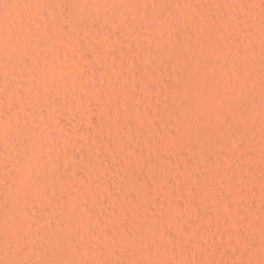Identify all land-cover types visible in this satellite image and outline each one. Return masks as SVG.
Returning a JSON list of instances; mask_svg holds the SVG:
<instances>
[{
  "label": "rangeland",
  "instance_id": "1",
  "mask_svg": "<svg viewBox=\"0 0 264 264\" xmlns=\"http://www.w3.org/2000/svg\"><path fill=\"white\" fill-rule=\"evenodd\" d=\"M9 1L31 61L0 63V264H264V0H111L107 25H49L45 48L53 7ZM9 125L34 136L35 157ZM26 183L35 196L17 207Z\"/></svg>",
  "mask_w": 264,
  "mask_h": 264
},
{
  "label": "bare ground",
  "instance_id": "2",
  "mask_svg": "<svg viewBox=\"0 0 264 264\" xmlns=\"http://www.w3.org/2000/svg\"><path fill=\"white\" fill-rule=\"evenodd\" d=\"M9 1V0H8ZM111 0H32V3H31V5L29 6V8L27 9V10H29V11H26V6L24 7L25 9V11L27 12V14H28V12H35V11H39V9H41L42 7H41V5H50V6H52L53 8H52V12L50 13V11H49V15H47V14H45V18H46V16L48 17L47 18V20H45V22H43L44 24H40L41 26H40V28H41V35H42V38H43V41H42V43L40 44L41 45V47H46V46H48L49 44H52V41H53V39H51V35L50 34H48V30H50V29H48L47 27L49 26V25H52V26H54V28H55V31H57V34H58V32H60L61 30H62V28H63V26H66V25H70L73 29L72 30H74V29H78L79 27H81L82 25H83V27H84V25H86V26H88L89 28L91 27V29H92V26H95V28H96V25L97 24H99V26H97V27H100V24L102 25H104L105 23H107L108 22V19H109V16L110 17H113V16H115V13L117 12V8H115L114 9V7H113V5H112V3L110 2ZM117 1V0H116ZM127 1V0H126ZM129 1V0H128ZM9 2H11V1H9ZM20 2V1H19ZM113 2V1H112ZM130 2V1H129ZM129 2H128V4H129ZM132 2V1H131ZM18 3V2H17ZM114 3V2H113ZM8 4H10V3H7V4H0V23H1V27H2V29H1V27H0V29L2 30V34L0 35V36H2L3 37V41L2 42H0L1 44H0V63H2L3 65H4V67L3 68H5V66L6 67H8V68H10V69H12V70H16L17 71V69L20 71V69H21V66H20V63H21V61H24V63H23V65L25 64V63H27V62H29V61H31V60H29V58H28V56H30V50L31 49H28L27 51L25 50L24 51V49L23 50H21L20 48H18V46H17V40L21 37V38H24V39H28V40H30L31 38H30V33H29V31H28V28L27 29H25V28H23V29H19L18 27L16 28V27H14V25L12 24V19L10 18V14H9V11L11 10L12 11V6H9ZM12 4V3H11ZM21 4V3H20ZM26 4V3H25ZM128 4H127V6H128ZM27 5H29V4H27ZM112 5V6H111ZM118 5V4H117ZM167 5V4H166ZM13 7H15V6H13ZM19 7V6H18ZM41 7V8H40ZM170 7V6H169ZM51 8V7H50ZM163 8V7H162ZM14 10H15V8H13ZM19 9V8H18ZM21 9V8H20ZM120 9V8H119ZM22 10V9H21ZM23 10V11H24ZM163 10V9H162ZM161 10V11H162ZM25 11H24V13H25ZM116 11V12H115ZM122 11V10H121ZM165 11V10H164ZM15 12V11H14ZM20 12V11H19ZM41 12V11H40ZM133 12V11H132ZM151 13V12H150ZM149 13V14H150ZM159 13V12H158ZM165 13V12H164ZM26 14V15H27ZM30 14V13H29ZM36 14V13H35ZM37 14H39V13H37ZM40 15V14H39ZM141 15V14H140ZM12 16V15H11ZM32 16H34L35 17V15H32ZM118 16H119V14H118ZM155 16V15H154ZM28 17H29V15H28ZM142 17H143V15H142ZM148 17V16H147ZM171 17V16H170ZM39 18H40V16H39ZM42 18V17H41ZM40 18V19H41ZM108 18V19H107ZM114 18V17H113ZM112 18V19H113ZM118 18H120V17H118ZM123 18V25L126 23L127 24V26H129L130 24H128L129 23V21L131 22L132 20V18L128 21L127 19L128 18H126V19H124L125 18V15L122 17ZM153 18V17H152ZM151 18V20H153ZM22 19H24V17L22 18ZM26 19V18H25ZM141 19V18H140ZM155 19V18H154ZM28 20V19H27ZM29 20H30V18H29ZM44 20V19H43ZM111 20V19H110ZM114 20V19H113ZM112 20V21H113ZM134 20V19H133ZM136 20V19H135ZM142 20V19H141ZM168 20V19H167ZM36 21V20H35ZM120 21H122V19L120 20ZM148 21V20H147ZM22 22H24V21H22ZM25 22H26V20H25ZM32 22H30V24H31ZM109 23V22H108ZM133 23V22H132ZM131 23V25H133ZM135 23V22H134ZM140 23V22H139ZM151 23H152V21H151ZM155 22H153L152 24H154ZM158 23H159V21H158ZM29 24V23H28ZM33 24V23H32ZM113 24H115V23H113ZM112 24V25H113ZM136 24H137V22H136ZM142 24H143V21H142ZM18 25H19V23H18ZM105 25H107V24H105ZM131 25H130V27H131ZM126 25H124V27H125ZM134 26V25H133ZM150 26V25H149ZM154 26H156L155 24H154ZM138 27V26H137ZM21 28V27H20ZM39 28V29H40ZM95 28H93V29H95ZM102 28H104V26L102 27ZM70 29V28H69ZM83 29V28H82ZM99 29H101V28H99ZM124 29H126V28H124ZM66 30V29H65ZM102 30V29H101ZM138 30V29H137ZM136 31V30H135ZM50 32V31H49ZM74 32H76V30L74 31ZM132 32V31H131ZM137 32V31H136ZM32 33H34L33 31H32ZM62 33V32H61ZM82 33V32H81ZM130 33V32H129ZM38 34V33H37ZM66 34V33H65ZM68 34V33H67ZM66 34V35H67ZM118 34V33H117ZM136 34V33H135ZM41 35H40V37H41ZM54 35V34H53ZM126 35V34H125ZM39 36V35H38ZM56 36V39H58L59 37L57 36V35H55ZM55 36L53 37L54 39H55ZM31 37H32V35H31ZM20 38V39H21ZM76 38V37H75ZM96 38H97V36H96ZM113 38V37H112ZM59 39H61V38H59ZM58 39V40H59ZM76 39H78V38H76ZM93 40V39H92ZM111 40H113V39H111ZM21 41V40H20ZM25 41V40H24ZM31 41V40H30ZM29 41V42H30ZM32 41H33V39H32ZM37 41H38V39H37ZM36 41V42H37ZM55 41V40H54ZM57 41V40H56ZM95 41V40H94ZM36 42H33V43H36ZM41 42V41H40ZM87 42V41H86ZM96 42V41H95ZM113 42V41H112ZM37 43H39V42H37ZM97 43V42H96ZM92 44V43H91ZM122 44V43H121ZM35 45H37V44H35ZM39 45V44H38ZM65 45V44H64ZM70 45V44H69ZM101 45V44H100ZM23 46V45H22ZM21 46V47H22ZM27 46V45H26ZM57 46V45H56ZM92 46H93V44H92ZM91 46V47H92ZM29 47V46H28ZM31 47V46H30ZM37 47V46H36ZM55 47V46H54ZM66 47H68L67 45H66ZM93 47H95V44H94V46ZM48 48V47H47ZM52 48V47H51ZM50 48V49H51ZM20 49V50H19ZM25 49H26V47H25ZM39 49V48H38ZM49 49V48H48ZM169 49V48H168ZM92 50H94V49H92ZM106 50V49H105ZM23 51V52H22ZM33 51V50H32ZM36 51H38V50H35L34 51V54H35V52ZM48 51V50H47ZM57 51V50H56ZM164 51V50H163ZM67 52H69V51H67ZM66 52V53H67ZM95 52V51H94ZM107 52V51H106ZM109 52V51H108ZM33 53V52H32ZM38 53V52H37ZM41 53V52H40ZM45 53H46V51H45ZM48 53V52H47ZM163 53V52H162ZM68 54H70V53H68ZM112 54V53H111ZM27 56V58H25L26 56ZM50 55V54H49ZM93 55V54H92ZM113 55V54H112ZM157 55V54H156ZM34 56V55H33ZM111 56V55H110ZM153 56H155V55H153ZM158 56H160V55H158ZM50 57V56H49ZM115 57V56H114ZM123 57V56H122ZM121 57V58H122ZM31 58V57H30ZM51 58V57H50ZM159 58V57H158ZM162 58V57H161ZM37 59H39V58H37ZM87 59V58H86ZM81 60V59H80ZM121 60V59H120ZM153 60V59H152ZM151 60V61H152ZM158 60V59H157ZM118 61V60H117ZM126 61V60H125ZM132 61H134V59L132 60ZM156 61V60H155ZM163 61V60H162ZM43 62V61H42ZM21 63V64H22ZM83 63H85V62H83ZM87 63V62H86ZM119 63V62H118ZM121 63H122V61H121ZM138 63V62H137ZM155 63V62H154ZM153 63V64H154ZM167 63H168V61H167ZM28 64V63H27ZM27 64H26V66H27ZM31 64V63H30ZM156 65H157V63H155ZM168 64H170V63H168ZM2 65V66H3ZM29 65V64H28ZM32 65V64H31ZM126 65V64H125ZM135 65V64H134ZM151 65V64H150ZM155 65V66H156ZM166 65V64H165ZM164 65V66H165ZM20 66V67H19ZM43 66V65H42ZM85 67H86V65H84ZM84 66H82V67H84ZM88 66H89V64H88ZM94 66V65H93ZM170 66V65H169ZM172 66V65H171ZM23 67V66H22ZM29 67V66H28ZM32 67H35V66H32ZM39 67V66H38ZM49 67V66H48ZM90 67V66H89ZM88 67V68H89ZM123 67V66H122ZM138 67H139V65H138ZM141 67V66H140ZM168 67V66H167ZM8 68H7V70H8ZM20 68V69H19ZM37 68V67H36ZM42 68V67H41ZM45 68V67H44ZM52 68V67H51ZM50 68V69H51ZM118 68H120V67H118ZM149 68H152V67H149ZM6 69V68H5ZM32 69V68H31ZM133 69H134V67H133ZM132 69V70H133ZM161 69V68H160ZM39 70V69H38ZM147 70H148V68H147ZM10 71V70H9ZM22 71V70H21ZM29 71V70H28ZM40 71V70H39ZM39 71L37 72V73H39ZM51 71V70H50ZM88 71V70H87ZM144 71V70H143ZM35 72V73H36ZM46 72V71H45ZM49 72V71H48ZM82 72V71H81ZM149 72V71H148ZM1 73V72H0ZM8 73V72H7ZM25 73V72H24ZM32 73V72H31ZM31 73H29V74H31ZM34 73V74H35ZM86 73V72H85ZM131 73V72H130ZM6 74V73H5ZM10 74H12V73H10ZM13 74H14V72H13ZM28 74V75H29ZM33 74V73H32ZM50 74V73H49ZM80 74V73H79ZM83 74V73H82ZM143 74V73H142ZM24 75V74H23ZM37 76H38V74H36ZM51 75V74H50ZM88 75H89V73H88ZM135 75V74H134ZM144 75V74H143ZM148 75V74H147ZM152 75V74H151ZM29 76H33V75H29ZM39 76H41V74L39 75ZM44 76V75H43ZM47 76V75H46ZM80 76V75H79ZM94 76V75H93ZM28 77V76H27ZM34 77H36V76H34ZM49 77V76H48ZM52 77H53V75H52ZM54 77H56V76H54ZM75 77H77V76H75ZM90 77V76H89ZM148 77V76H147ZM144 78V77H143ZM17 79V78H16ZM25 79V78H24ZM30 79V78H29ZM28 79V80H29ZM44 79V78H43ZM54 79V78H53ZM76 79H78V78H76ZM27 80V81H28ZM38 80H39V77H38ZM45 80V79H44ZM56 80H57V78H56ZM83 80V79H82ZM93 80V79H92ZM50 80H47V83L49 82ZM79 81V80H78ZM85 81V80H84ZM83 81V82H84ZM94 81V80H93ZM17 82H18V79H17ZM40 82H41V80H40ZM43 82V81H42ZM41 82V84H39L38 86H39V88H40V85L42 86L41 88H44L45 89V85L46 86H48V84H46V83H42ZM51 83H52V81H50ZM53 82H55V81H53ZM76 82V81H75ZM82 82V81H81ZM15 83H16V81H15ZM25 83H27V82H25ZM29 83V82H28ZM33 83V82H32ZM51 83H49V85L51 84ZM97 83H98V81H97ZM59 84V83H58ZM57 84V85H58ZM80 84H82V83H80ZM83 84H85V83H83ZM82 84V85H83ZM19 85V84H18ZM33 85V84H32ZM90 85H92V83L90 84ZM175 85V84H174ZM176 85H177V83H176ZM24 86V85H23ZM26 86V85H25ZM38 86H37V88H38ZM97 86V85H96ZM11 87V86H10ZM30 87V86H29ZM35 87V89H36V86H33V88ZM53 87V86H52ZM84 87V86H83ZM173 87V86H172ZM14 88V87H13ZM25 88V87H24ZM32 90H35V89H33L32 87H30ZM55 88V87H54ZM87 88V87H86ZM93 88V87H92ZM91 88V89H92ZM21 89V88H20ZM26 89H27V87H26ZM47 89V88H46ZM94 89V88H93ZM96 89V88H95ZM98 89V88H97ZM22 90V89H21ZM30 90V89H29ZM50 90V89H49ZM52 90V89H51ZM23 91V90H22ZM40 91H42L41 89H40ZM44 91V90H43ZM43 91H42V94L44 95V93H43ZM58 91V90H57ZM59 91H61V90H59ZM9 92V91H8ZM30 92V91H29ZM33 92V91H32ZM35 92V91H34ZM37 92V91H36ZM52 92H53V90H52ZM72 92V91H71ZM93 92V91H92ZM31 93V92H30ZM56 93V92H55ZM94 93V92H93ZM31 94H33V93H31ZM31 94H29V95H31ZM51 94V93H50ZM67 94V93H66ZM100 94V93H99ZM6 95H8V94H6ZM13 95V94H12ZM40 95V94H39ZM49 95V94H48ZM10 96V95H9ZM8 96V97H9ZM53 96V95H52ZM16 97V96H15ZM24 97V96H23ZM36 97V96H35ZM11 99V98H10ZM20 99V98H19ZM22 99V98H21ZM39 99H40V97H39ZM16 100H18V99H16ZM38 100V99H37ZM48 100V99H47ZM73 100V99H72ZM13 101V100H12ZM11 101V102H12ZM33 101V100H32ZM39 101V100H38ZM53 101H55V100H53ZM61 101V100H60ZM75 101V100H74ZM17 102V101H16ZM16 102H14V103H16ZM44 102H46V100L44 101ZM56 102V101H55ZM58 102V101H57ZM77 102V101H76ZM48 103V102H47ZM60 103H62V102H60ZM59 103V104H60ZM240 103H242V102H240ZM244 103H245V101H244ZM10 104V103H9ZM43 105V104H42ZM49 105V104H48ZM55 105V104H54ZM20 107H21V104L19 105ZM56 106V105H55ZM58 106H61V105H58ZM228 106V105H227ZM235 106V105H234ZM39 107V106H38ZM49 108H50V105L48 106ZM53 107V106H52ZM64 107V106H63ZM182 107V106H181ZM244 107V106H243ZM14 108V107H13ZM12 108V109H13ZM60 108V107H59ZM170 108V107H169ZM17 109H18V107H17ZM39 109V108H38ZM37 109V110H38ZM51 109V108H50ZM61 109V108H60ZM174 109V108H173ZM179 109V108H178ZM24 110V109H23ZM36 110V111H37ZM49 110V109H48ZM48 110H46V111H48ZM59 110V109H58ZM176 110V109H175ZM1 111H2V109H1ZM0 111V112H1ZM5 111V110H4ZM10 111V110H9ZM8 111V112H9ZM20 111H21V109H20ZM35 111V112H36ZM42 111V110H41ZM40 111V112H41ZM45 111V112H46ZM15 112H16V110H15ZM19 112V111H18ZM33 112V111H32ZM39 112V111H38ZM51 112H52V110H51ZM62 112V111H61ZM60 112V113H61ZM230 112V111H229ZM3 113V111L1 112V114ZM10 113H12V112H10ZM22 113V112H21ZM43 113H44V110H43ZM59 113V112H58ZM63 113V112H62ZM232 113H234V112H232ZM8 115H9V113H7ZM41 114H42V112H41ZM3 115H5V113L3 114ZM49 115V114H48ZM62 115V114H61ZM70 115V114H69ZM69 115H68V117H69ZM226 115V114H225ZM231 115V114H230ZM251 115V114H250ZM257 115V114H256ZM18 116V115H17ZM33 116V115H32ZM42 116V115H41ZM40 116V117H41ZM59 115L57 114V117L55 118L56 120H57V118H60V117H58ZM73 116V115H72ZM228 116V115H227ZM232 116V115H231ZM4 117V119H6L7 120V118L5 117V116H3ZM51 117V116H50ZM53 117V116H52ZM226 117V116H225ZM253 117V116H252ZM252 117H250L249 119H251L250 121H252ZM10 118H14V117H12V115H11V117ZM23 118V117H22ZM21 118V119H22ZM35 118V117H34ZM42 118V117H41ZM44 118V117H43ZM66 118V117H65ZM71 118V117H70ZM118 118V117H117ZM121 117H119V119H120ZM229 118V117H228ZM231 118V117H230ZM248 118V117H247ZM37 119V118H36ZM35 119V120H36ZM47 119H49V118H47ZM46 119V120H47ZM62 119V118H61ZM61 119H60V121H61ZM75 119V118H74ZM111 119V118H110ZM114 119V118H113ZM112 119V120H113ZM122 119V118H121ZM120 119V120H121ZM225 119V118H224ZM5 120V121H6ZM10 120V119H9ZM16 120H18L17 118H16ZM26 120H28V119H26ZM109 120V119H108ZM223 120V119H222ZM25 121V119H23V122ZM116 121V120H115ZM118 121V120H117ZM227 121H230V119H227ZM226 121V122H227ZM240 121V120H239ZM247 121V120H246ZM7 122H9V121H7ZM11 122V121H10ZM9 122V123H10ZM34 122V121H33ZM38 122V121H37ZM43 122H44V120H43ZM46 122V121H45ZM49 122V121H48ZM77 122V121H76ZM121 122V121H120ZM245 122V121H244ZM108 123V122H107ZM115 123V122H114ZM113 123V124H114ZM118 122H116V124H117ZM241 123V122H240ZM7 124V123H6ZM16 124V123H15ZM14 124V125H15ZM21 124H22V122H21ZM23 124H25V123H23ZM32 124V123H31ZM53 124V123H52ZM122 124V123H121ZM224 124V123H223ZM226 124H229V123H226ZM244 124V123H243ZM11 125H13V124H11ZM11 125H9V127H11V130H10V133H11V137L13 136V139L14 138H20V140L22 139V141H23V144H24V140L23 139H25V141H27V143H25L26 144V146L28 145V146H30V148H29V150H27V151H31V152H33V154H32V156L31 157H35V153L37 152H34V145L32 146V137H34V136H32L31 137V135H29V134H27L28 132L27 131H25V126H24V128H23V126H17V128L16 127H12ZM63 125V124H62ZM108 125V124H107ZM216 125V124H215ZM251 125V124H250ZM16 126V125H15ZM26 126H28V125H26ZM43 126V125H42ZM56 126V125H55ZM57 126H58V124H57ZM64 126H66V125H64ZM229 126V125H228ZM29 127H30V125H29ZM47 127V126H46ZM54 127V126H53ZM63 127V126H62ZM70 127V126H69ZM113 127V126H112ZM116 126H114L113 128H115ZM121 127V126H120ZM13 128V129H12ZM49 128V127H48ZM47 128V129H48ZM52 128V127H51ZM59 128H61V127H59ZM66 128V127H65ZM222 128V127H221ZM225 127L223 126V129H224ZM45 129V128H44ZM46 129V130H47ZM54 129V128H53ZM67 129H69L70 130V128H68L67 127ZM222 129V130H223ZM230 129H232V127L230 128ZM230 129H228L227 130V126H226V130L228 131V132H230L231 133V131H230ZM7 130V129H6ZM33 130H34V128H33ZM37 128H36V132H37ZM42 130V129H41ZM56 130H58V129H56ZM65 130V129H64ZM72 130V129H71ZM116 130V129H115ZM118 130V129H117ZM66 131V130H65ZM237 131V130H236ZM36 132H34V133H36ZM43 132V131H42ZM46 132V131H45ZM63 132V131H62ZM226 132V131H225ZM227 132V133H228ZM242 132V131H241ZM251 132V131H250ZM29 133H32V132H30V130H29ZM33 133V134H34ZM44 133V132H43ZM68 133V132H67ZM70 133V132H69ZM216 133V132H215ZM218 133V132H217ZM216 133V134H217ZM230 133H228L227 135L225 134V137L227 136H229V134ZM32 134V135H33ZM56 135V134H55ZM55 135H50V136H55ZM59 135V134H58ZM211 135V134H210ZM251 135V134H250ZM7 136V135H6ZM5 136V137H6ZM219 136V135H218ZM252 136V135H251ZM40 138H41V134H40V136H39ZM245 137V136H244ZM14 139L13 141H15V140H18V139ZM38 138V137H37ZM43 138V137H42ZM118 138H120V137H118ZM222 138H224V137H222ZM110 139H112V138H110ZM123 139H125V138H121V140H123ZM139 139V138H138ZM40 140V139H39ZM43 140V139H42ZM120 140V141H121ZM137 140V139H136ZM188 140V139H187ZM231 140H233L232 138H231ZM8 141V140H7ZM6 141V142H7ZM10 141H12V139L10 138ZM12 141V142H13ZM34 141V140H33ZM138 141V140H137ZM141 141V140H140ZM226 141H228V140H226ZM39 142V141H38ZM108 142V141H107ZM131 142V141H130ZM243 142H245V141H243ZM14 143V142H13ZM40 143V142H39ZM120 143V142H119ZM137 143V142H136ZM142 143H144V142H142ZM216 143V142H215ZM246 143V142H245ZM17 144V143H16ZM16 144H14V145H16ZM43 144V143H42ZM186 144V143H185ZM193 144V143H192ZM125 145H127V144H125ZM225 145V144H224ZM229 145H230V143H229ZM17 146V145H16ZM130 146V145H129ZM133 146V145H132ZM18 147V146H17ZM40 147V146H39ZM123 147H125V146H123ZM37 148V147H36ZM36 148H35V150H36ZM128 148V147H127ZM131 148V147H130ZM145 148V147H144ZM226 148V147H225ZM146 149V148H145ZM17 150V149H16ZM33 150V151H32ZM41 150H42V148H41ZM93 150V149H92ZM144 150V149H143ZM189 150V149H188ZM219 150V149H218ZM223 150V149H222ZM25 151V150H24ZM44 151V150H43ZM42 151V152H43ZM94 151V150H93ZM221 151V150H220ZM45 152V151H44ZM90 152H91V149H90ZM224 152H225V150H224ZM3 153V152H2ZM6 153V152H5ZM91 153H93V154H95L94 152H91ZM98 153V152H97ZM140 153V152H139ZM76 154V153H75ZM83 154V153H82ZM144 154V153H143ZM225 154V153H224ZM30 155H31V153H30ZM85 155V154H84ZM97 155V154H96ZM219 155H221V154H219ZM41 156V155H40ZM77 156L79 157L80 155H78V153H77ZM203 156H205V155H203ZM208 156V155H207ZM227 156V155H226ZM76 157V156H75ZM77 157V158H78ZM81 157V156H80ZM117 157V156H116ZM118 158H120V157H118ZM32 159V158H31ZM80 159V158H79ZM85 159V158H84ZM113 159V158H112ZM120 159H122V158H120ZM1 160V159H0ZM5 160V159H4ZM8 160V159H7ZM115 160V159H114ZM128 160H129V158H128ZM117 161V160H116ZM1 162V161H0ZM3 162V161H2ZM1 162V163H2ZM4 162H8V161H4ZM4 162H3V164H4ZM2 164V165H3ZM34 164V163H33ZM47 164V163H46ZM46 164H45V166H46ZM8 165H10V164H8ZM35 166H36V163H35ZM48 166V165H47ZM110 166V165H109ZM112 166V165H111ZM54 167V166H53ZM46 169V168H45ZM116 169V168H115ZM117 170V169H116ZM5 171V170H4ZM36 171H38V170H36ZM55 171V170H54ZM119 171V170H118ZM43 172V171H42ZM46 172V171H45ZM44 173V172H43ZM56 174H57V172H56ZM55 174V175H56ZM44 175V174H43ZM47 175V174H46ZM69 177V176H68ZM67 177V178H68ZM12 179V178H11ZM17 179V178H16ZM48 179V178H47ZM56 179V178H55ZM10 180V179H9ZM14 180V179H13ZM31 180V179H30ZM33 180V179H32ZM31 180V181H32ZM45 180V179H44ZM44 180H41V181H43L44 183H48V180L45 182ZM16 181V180H15ZM25 181V180H24ZM39 182H40V180H38ZM54 181V180H53ZM56 181V180H55ZM12 182V181H11ZM60 182V181H59ZM32 183V182H31ZM50 183H53V182H50ZM61 183V182H60ZM17 184V183H16ZM27 184V183H26ZM35 184H37L36 186H38L39 184L38 183H36L35 182ZM35 184H34V187H35ZM67 184H69V183H67ZM15 185V184H14ZM49 185V184H48ZM59 185V184H58ZM70 185H71V183H70ZM27 186V192L25 191L24 193L25 194H23V192L21 193V194H17V192L15 193V195H18V196H20V197H16L17 199L18 198H22V199H18V200H16V201H14L13 203H12V201L13 200H11V203L13 204V205H17L18 203H22V202H29L31 199L33 200V198H34V196H33V193L34 192H32L31 190H28L31 186L29 185V184H27L26 185ZM26 186H24V187H26ZM30 186V187H29ZM41 186V185H40ZM44 186L46 187V185L44 184ZM14 187V186H13ZM34 187H33V189H34ZM60 187V186H59ZM58 187V188H59ZM65 187V186H64ZM70 187V186H69ZM32 188V187H31ZM48 188V187H47ZM37 189V188H36ZM60 189V188H59ZM54 190V189H53ZM61 190V189H60ZM12 191V190H11ZM37 191H38V189H37ZM7 192V191H6ZM43 192V191H42ZM45 192V191H44ZM61 192V191H60ZM66 192V191H65ZM12 193V192H11ZM14 193V192H13ZM52 193V192H51ZM58 193V192H57ZM69 193V192H68ZM23 194V196H21ZM38 194V193H37ZM36 194V195H37ZM41 194V193H40ZM43 194V193H42ZM50 194V193H49ZM46 195V194H45ZM3 196V195H2ZM9 197H10V195H8ZM7 196V197H8ZM14 196V195H13ZM41 196V195H40ZM61 196V194L59 195V197ZM9 197L7 198L8 200H9ZM46 197H48V195L46 196ZM52 198H54V196L52 197ZM62 198H64V197H62ZM3 199H5V197L3 198ZM6 199V200H7ZM14 199V198H13ZM43 199V198H42ZM65 199V198H64ZM64 199H62V200H64ZM22 202H21V201ZM44 200V199H43ZM51 200V199H50ZM59 200H60V198H59ZM0 201H2L1 199H0ZM4 202L3 203H5V200H3ZM36 201V200H35ZM45 201V200H44ZM16 202V203H15ZM32 202V201H31ZM55 202H57V201H55ZM2 203V202H1ZM11 203L9 202V204L11 205ZM40 204V203H39ZM49 204V203H48ZM47 204V205H48ZM52 204V203H51ZM54 204V203H53ZM1 205V204H0ZM4 205V204H3ZM9 205V206H10ZM12 205V206H13ZM19 205V204H18ZM18 205H17V207H18ZM21 205V204H20ZM27 205V204H26ZM25 205V206H26ZM60 205V204H59ZM2 206V205H1ZM7 206V205H6ZM22 206V205H21ZM3 207V206H2ZM5 207V206H4ZM3 207V208H4ZM20 207V206H19ZM27 207V206H26ZM26 207H24L23 206V208H25V209H27ZM35 207H37V206H35ZM9 207L7 206V209H8ZM12 208V207H11ZM14 208H15V206H14ZM21 208V207H20ZM23 208H21V209H23ZM39 208V207H38ZM1 209V208H0ZM17 209V208H16ZM37 209V208H36ZM40 209V208H39ZM2 210H5V208L4 209H2ZM9 210V209H8ZM19 210V209H18ZM10 211V210H9ZM14 211H16V210H14ZM20 211V210H19ZM22 211V210H21ZM61 211H63L62 209H61ZM3 212V211H2ZM2 212H0V213H2ZM46 213V212H45ZM21 214H24V213H21ZM21 214H19L18 213V215L16 216V212H14V213H11L9 216H8V213H7V219H5V220H7V221H5L6 223H7V228L9 229H12V230H15L16 229V227L17 226H19V224H20V218H21ZM62 214V213H61ZM1 215V217H0V221H1V219H3V217H5L6 216V214H4L5 216H2V214H0ZM24 216V215H23ZM42 217V216H41ZM44 218V217H43ZM18 219H19V221H18ZM17 221L19 222V223H17ZM2 223L4 222V221H1ZM6 223H4V224H6ZM21 223H22V220H21ZM18 224V225H17ZM1 226H3V224L1 225ZM0 226V228H2ZM22 226V225H21ZM5 228V227H4ZM19 228H21V227H19ZM44 228V227H43ZM46 228V227H45ZM54 228V227H53ZM7 229V232L9 231ZM5 230V229H4ZM0 231H2V229L0 230ZM23 231V230H22ZM42 231V230H41ZM7 232H5V234H8ZM3 233V232H2ZM40 233V232H39ZM12 234V233H11ZM16 234V233H15ZM41 234V233H40ZM4 235V234H3ZM0 235V236H2V237H5L6 235ZM9 236H10V233L8 234ZM19 235V234H18ZM24 235V234H23ZM2 237L0 238V240H2L1 242L2 243H5L6 244V242H7V240H8V236H6V238L4 239H2ZM11 237V236H10ZM5 242H4V241ZM42 241V240H41ZM2 243H0V245L2 244ZM11 244V243H10ZM3 245V244H2ZM9 245V244H8ZM16 245V244H15ZM10 246V245H9ZM19 246V245H18ZM3 248H4V246H2ZM6 247V246H5ZM15 247V246H14ZM60 248V247H59ZM11 249V248H10ZM3 251V250H2ZM1 251V252H2ZM11 251V250H10ZM59 251H61V250H59ZM0 252V254H2ZM5 252V251H4ZM63 251H61V255H63V253H62ZM69 252V251H68ZM66 253H67V251H66ZM43 254V253H42ZM58 254H60L59 252H58ZM70 254V253H69ZM65 255V254H64ZM63 255V256H64ZM7 256V255H6ZM36 256H37V254H36ZM41 256V255H40ZM67 256V255H66ZM20 257V256H19ZM58 257H60V255L58 256ZM9 258V257H8ZM55 258H57L56 257V255H55ZM54 258V259H55ZM62 258H65V256L64 257H62ZM59 259V258H58ZM67 259V258H66ZM14 260V259H13ZM38 261V260H37ZM50 261V260H49ZM52 261V260H51ZM54 262V261H53ZM67 262V261H66ZM43 263H45V262H43ZM47 263V262H46ZM57 263V262H56ZM63 263V262H62ZM65 263V262H64ZM70 264H71V262H69ZM36 264V263H35ZM67 264H68V262H67Z\"/></svg>",
  "mask_w": 264,
  "mask_h": 264
}]
</instances>
